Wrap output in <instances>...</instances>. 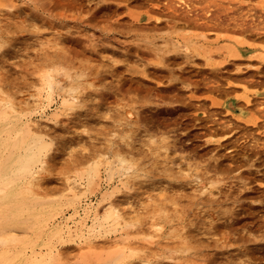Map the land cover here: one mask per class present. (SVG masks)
I'll return each mask as SVG.
<instances>
[{
	"label": "rangeland",
	"instance_id": "374dc122",
	"mask_svg": "<svg viewBox=\"0 0 264 264\" xmlns=\"http://www.w3.org/2000/svg\"><path fill=\"white\" fill-rule=\"evenodd\" d=\"M0 125V264H264V0H0Z\"/></svg>",
	"mask_w": 264,
	"mask_h": 264
},
{
	"label": "bare ground",
	"instance_id": "6f19581e",
	"mask_svg": "<svg viewBox=\"0 0 264 264\" xmlns=\"http://www.w3.org/2000/svg\"><path fill=\"white\" fill-rule=\"evenodd\" d=\"M158 27H160V25L158 26ZM162 27V26H161ZM80 50V49H79ZM85 51V50H84ZM84 51H81L82 53L84 52ZM80 53V52H79ZM84 54V53H83ZM71 88V87H70ZM226 90V89H225ZM72 92V91H71ZM77 92V91H76ZM4 95V94H3ZM7 95H9V94H7ZM6 97V96H5ZM2 98H3V96H2ZM18 107V106H17ZM22 107V106H21ZM2 113V112H1ZM5 115V114H4ZM2 119V118H1ZM7 119V118H6ZM13 125V124H12ZM1 126V125H0ZM6 127V126H5ZM4 127V128H5ZM4 128H3V131H4ZM7 129V128H6ZM22 130H23V128H21ZM9 130V129H8ZM15 130H17V129H15ZM37 130H38V128H37ZM1 132V131H0ZM27 132H29L28 130H25L24 131V133H23V135H22V137H23V141L22 142H24V140L26 141L27 139H29V140H31V142L29 143V148H28V150H27V152L25 153V154H22L21 155V152H19L20 154H18V152L17 153H14L15 151H11V152H13L14 154H18V155H11L9 158H6L7 160L4 162V163H0L1 165H0V169H2V170H4V174L2 175V173H1V178H0V180H3V181H5V184H7V185H4L5 186V188L7 189V187L6 186H8V185H13L14 186V184H16L15 182V177H13V175H15L14 173L17 171V173L19 174V172H23V174H24V170L26 171H28V168H29V166L31 165V164H34V163H36L37 161H38V159H39V154L41 153V152H43V150H45V149H47V144L46 143H41L40 141H39V139H36V138H34V137H29L27 134ZM41 132V131H40ZM31 134V133H30ZM21 138V137H20ZM1 139V138H0ZM14 139V138H13ZM41 140V139H40ZM19 138H17L16 140H15V145H17L18 143H19ZM27 144V142H24V144ZM12 144V143H11ZM0 146H1V144H0ZM3 146V145H2ZM19 146V145H18ZM17 147V146H16ZM35 148V149H34ZM117 148V147H116ZM1 149H2V147H1ZM18 149V148H17ZM15 150H16V148H15ZM122 150V149H121ZM121 152V151H120ZM127 152V151H126ZM89 154V153H88ZM87 158V157H86ZM1 159V158H0ZM3 159V158H2ZM1 161V160H0ZM39 163V162H38ZM30 169H31V167H30ZM19 171V172H18ZM7 173H9V174H7ZM28 174V173H27ZM17 175V174H16ZM30 175V174H29ZM28 176V175H27ZM26 175H25V177H27ZM23 178H24V176H23ZM28 178V177H27ZM42 179V178H41ZM2 181V182H3ZM15 181V182H14ZM14 183V184H13ZM33 182L32 181H30V183H29V185L30 184H32ZM0 185H1V183H0ZM2 185H3V183H2ZM18 185V184H17ZM21 185V184H20ZM28 185V186H29ZM4 186H1L0 187V191L2 190L3 191V188H4ZM19 187V188H17L16 190H17V193L16 194H14L12 197H9L10 196V192L8 193L7 191H6V193L5 194H1L0 195V202H2V207H1V209H0V215L2 216V214L4 215V213H6L5 211H6V208L8 207L9 208V206H12V207H15V204L18 206V204H20V203H22L23 202V200H22V198L21 197H25L26 195H27V193L29 192L28 190H30L31 189V185L29 186V187ZM3 187V188H2ZM12 187V186H11ZM10 187V188H11ZM36 187V186H35ZM9 188V189H10ZM16 190H14V191H16ZM13 191V192H14ZM1 193V192H0ZM11 194H13V193H11ZM15 207L16 209L18 208V207H20V206H18V207ZM14 208V209H15ZM10 209H12L11 207H10ZM113 209H115V208H113ZM8 211H10V210H8ZM15 211V210H14ZM17 211H19V210H17ZM21 211V210H20ZM19 211V212H20ZM122 213V212H121ZM17 214V213H16ZM113 214H115L116 216H118L119 218H120V216H122L121 214H120V211H117V210H113ZM19 215H21V214H19ZM114 215V216H115ZM17 216V215H16ZM6 218V217H5ZM13 218V217H12ZM18 218V217H17ZM20 218H21V216H20ZM19 218V219H20ZM4 220V219H3ZM123 220V219H122ZM124 221V220H123ZM6 223V222H5ZM11 223V222H10ZM9 226V225H8ZM214 228V227H213ZM4 240V239H3ZM6 240V239H5ZM14 241V240H13ZM127 264H135L134 262H128Z\"/></svg>",
	"mask_w": 264,
	"mask_h": 264
}]
</instances>
